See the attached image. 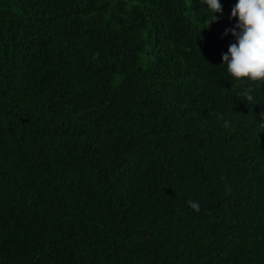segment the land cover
Wrapping results in <instances>:
<instances>
[{
    "label": "trees",
    "instance_id": "16d2710c",
    "mask_svg": "<svg viewBox=\"0 0 264 264\" xmlns=\"http://www.w3.org/2000/svg\"><path fill=\"white\" fill-rule=\"evenodd\" d=\"M235 2L0 0V264H264Z\"/></svg>",
    "mask_w": 264,
    "mask_h": 264
},
{
    "label": "clouds",
    "instance_id": "9594fccd",
    "mask_svg": "<svg viewBox=\"0 0 264 264\" xmlns=\"http://www.w3.org/2000/svg\"><path fill=\"white\" fill-rule=\"evenodd\" d=\"M200 4L206 9L210 25L222 18L221 0H200ZM229 19H234L235 23L225 28L222 36L231 33L233 42L221 54L222 65L226 66L231 78L239 82H257L259 86L264 83V0H236L231 7ZM252 91L251 87H247L239 95L252 102ZM223 126L228 128V122L225 121ZM189 205L199 211L197 202L189 201Z\"/></svg>",
    "mask_w": 264,
    "mask_h": 264
}]
</instances>
